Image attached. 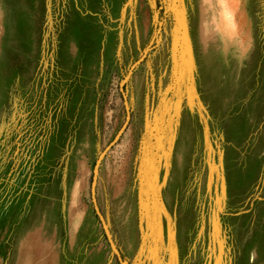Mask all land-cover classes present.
Instances as JSON below:
<instances>
[{
	"label": "rangeland",
	"instance_id": "374dc122",
	"mask_svg": "<svg viewBox=\"0 0 264 264\" xmlns=\"http://www.w3.org/2000/svg\"><path fill=\"white\" fill-rule=\"evenodd\" d=\"M108 236L264 264V0H0V264H121Z\"/></svg>",
	"mask_w": 264,
	"mask_h": 264
},
{
	"label": "water",
	"instance_id": "95a60500",
	"mask_svg": "<svg viewBox=\"0 0 264 264\" xmlns=\"http://www.w3.org/2000/svg\"><path fill=\"white\" fill-rule=\"evenodd\" d=\"M127 111H128V108H127ZM109 146H110V145H109ZM109 146H107V148H108ZM107 148H106V149H107ZM101 156H102V154H101ZM101 156H100L99 159L97 160V163H96L95 168H94V173H93V178H92V183H91V197H92V201H93V205H94L95 211H96L97 214H98V217H99V219H100V221H101V223H102L103 229H104L106 232H108L107 225H106V223H105L103 217L101 216V214H100V212H99V210H98V207H97V204H96V200H95V184H96V175H97V165H98V163H99V160H100ZM108 241H109V244H110L111 248H112L113 251L115 252V255H116V257L118 258L119 262H120L121 264H125V263H123V261H122V259H121V256H120V254H119V252H118V250L116 249V247H115V245H114L112 239H111L109 236H108Z\"/></svg>",
	"mask_w": 264,
	"mask_h": 264
}]
</instances>
